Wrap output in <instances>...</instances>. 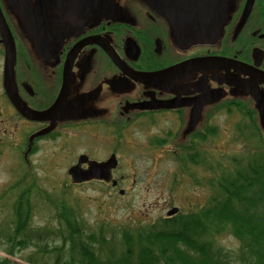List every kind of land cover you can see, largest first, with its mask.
<instances>
[{"label":"flooded vegetation","instance_id":"1","mask_svg":"<svg viewBox=\"0 0 264 264\" xmlns=\"http://www.w3.org/2000/svg\"><path fill=\"white\" fill-rule=\"evenodd\" d=\"M204 1L0 0V162L18 150L30 165L49 147L70 166L112 154L118 166L122 133L155 129L179 148L216 131L223 110L246 128L256 117L264 135L254 99L264 97V0ZM219 17L215 36L193 41ZM109 133L110 153H85L86 135L95 144ZM117 166L78 183L117 187Z\"/></svg>","mask_w":264,"mask_h":264},{"label":"rangeland","instance_id":"2","mask_svg":"<svg viewBox=\"0 0 264 264\" xmlns=\"http://www.w3.org/2000/svg\"><path fill=\"white\" fill-rule=\"evenodd\" d=\"M219 24V20L213 19L208 35L195 36L193 41L215 36ZM242 120L236 116L230 119L224 110L219 111L216 133L197 140L201 162H187L184 171L172 154L182 140L177 135L141 128L131 130L126 136L122 133L116 154L119 164L113 173L114 178L120 179L117 187L99 180L73 182L68 173L70 162L59 152L56 157H50L54 151L52 148L47 147L45 152L33 155L30 165L17 160L20 151L10 150L9 161L0 162V220L4 226L11 224L14 200L22 190L30 189L35 228L56 230L59 211L68 205L84 223V236L103 234L111 245L119 246L122 229L153 223L166 216L173 206L183 211L206 201L212 189L209 184L212 173L203 158L213 165L233 156L243 162L249 152L260 148V137L251 136L254 128L250 129V125L246 128L247 120ZM90 136L93 137L91 134L85 137V153L88 151L105 157L114 149L111 133L99 138L104 143L93 144L87 138ZM73 148L76 153L83 151L81 145ZM121 189L123 193H120ZM45 238L43 243L49 241L51 246L60 244L54 234ZM219 241L235 257L239 242L234 236L225 232L219 236ZM5 247L0 246V257L21 264H31L28 259L37 249L31 246L11 255ZM35 258L42 263L55 264L54 253L46 256L37 254ZM234 264L240 263L234 259Z\"/></svg>","mask_w":264,"mask_h":264},{"label":"trees","instance_id":"3","mask_svg":"<svg viewBox=\"0 0 264 264\" xmlns=\"http://www.w3.org/2000/svg\"><path fill=\"white\" fill-rule=\"evenodd\" d=\"M250 121L251 136L258 135L261 143L243 162L236 156L216 165L202 159L212 173L205 202L150 224L122 229L119 246L111 245L103 234L84 236V223L68 205L59 211L56 230L35 228L30 189L14 200L11 224L4 226L0 220V246L11 255L36 247L28 259L31 264H48L35 255L52 253L55 264H234V259L240 264H264V135L256 117ZM216 131L192 135V141L172 152L181 171L187 162H201L197 140ZM225 232L239 242L235 257L220 244L219 236ZM52 234L60 244L43 243ZM0 264L21 263L0 257Z\"/></svg>","mask_w":264,"mask_h":264},{"label":"water","instance_id":"4","mask_svg":"<svg viewBox=\"0 0 264 264\" xmlns=\"http://www.w3.org/2000/svg\"><path fill=\"white\" fill-rule=\"evenodd\" d=\"M221 0H205L204 2L207 3L208 5H213L215 6L218 4ZM218 20L221 21L220 17ZM12 92V91H11ZM204 99H210L214 97H202ZM216 98V97H215ZM15 102L17 103V106L25 112V114L32 118L33 113L26 112L25 108L21 107V104L18 102V98L13 97ZM254 99L258 102V108L260 111V118L262 121V124L264 126V97H254ZM88 159V157L81 155L79 162L75 165H72L69 167L68 172L71 174L73 180L75 181H86V180H91L93 178H100L104 180H109L111 177V169L115 168L117 166V159L114 154L110 156L109 159L103 162H98L95 160L89 161V166L87 168L81 167V163L84 162V160ZM115 183V182H114ZM121 193L124 192L123 189L120 191ZM179 212V207L173 206L171 209L168 210L167 214L169 216L174 215Z\"/></svg>","mask_w":264,"mask_h":264}]
</instances>
